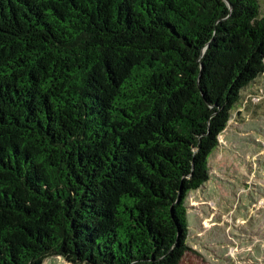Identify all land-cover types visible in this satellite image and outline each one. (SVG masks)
<instances>
[{
	"label": "trees",
	"instance_id": "trees-1",
	"mask_svg": "<svg viewBox=\"0 0 264 264\" xmlns=\"http://www.w3.org/2000/svg\"><path fill=\"white\" fill-rule=\"evenodd\" d=\"M260 0H0V264H179Z\"/></svg>",
	"mask_w": 264,
	"mask_h": 264
},
{
	"label": "rangeland",
	"instance_id": "rangeland-1",
	"mask_svg": "<svg viewBox=\"0 0 264 264\" xmlns=\"http://www.w3.org/2000/svg\"><path fill=\"white\" fill-rule=\"evenodd\" d=\"M208 165L209 181L186 199L191 251L179 264H264V74L241 92Z\"/></svg>",
	"mask_w": 264,
	"mask_h": 264
},
{
	"label": "crops",
	"instance_id": "crops-1",
	"mask_svg": "<svg viewBox=\"0 0 264 264\" xmlns=\"http://www.w3.org/2000/svg\"><path fill=\"white\" fill-rule=\"evenodd\" d=\"M44 263V262H43Z\"/></svg>",
	"mask_w": 264,
	"mask_h": 264
}]
</instances>
